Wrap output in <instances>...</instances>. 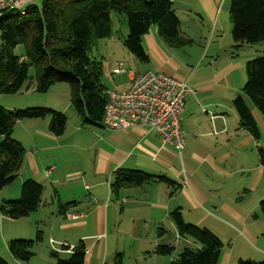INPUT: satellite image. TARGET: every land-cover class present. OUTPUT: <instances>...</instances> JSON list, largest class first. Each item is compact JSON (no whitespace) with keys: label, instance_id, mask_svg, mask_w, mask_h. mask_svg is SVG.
Masks as SVG:
<instances>
[{"label":"crops","instance_id":"crops-1","mask_svg":"<svg viewBox=\"0 0 264 264\" xmlns=\"http://www.w3.org/2000/svg\"><path fill=\"white\" fill-rule=\"evenodd\" d=\"M169 1L172 9L173 0ZM184 3L183 10L196 6L203 15L199 20L211 23L204 37L180 30L190 43L172 48L155 27H150L141 37L146 61L137 60L122 43V57L111 55L108 69L111 75H122L126 80L116 89L121 91L129 88L134 76L146 71L186 81L190 92L184 97L179 117L186 136L180 153L162 145L152 131L86 125L74 110L69 118L65 116L69 111L66 107L61 111L66 124L60 136L40 129L36 122H17L22 123V133L16 141L24 149L19 183L29 179L40 184V205L49 202V216L62 220L58 227L62 236L55 234L53 225L47 233L57 257L50 255L53 261L67 260L82 242L83 264H106L107 242L128 221V229L135 226L155 234L154 248L169 245L168 238L159 239V230L164 235L167 230L174 244L182 241L184 247L194 246L192 239L178 235L170 217L173 211H178L185 223L206 228L220 238L224 246L217 264L264 259V217L259 211L264 201V168L259 162V151L264 152V117L243 94L244 84L240 85L246 80L245 63L264 55V42L254 44L257 48L252 55L245 52V45L235 47L229 12L225 26L217 25L222 0ZM177 19L181 29L182 21ZM181 48L186 49L179 51ZM116 68L124 72L115 74ZM237 96L249 109L258 138L240 129L232 105ZM122 169L166 181L113 193V174ZM40 211L39 206L35 213H43ZM156 257L159 264H170L175 258L174 251Z\"/></svg>","mask_w":264,"mask_h":264},{"label":"trees","instance_id":"trees-1","mask_svg":"<svg viewBox=\"0 0 264 264\" xmlns=\"http://www.w3.org/2000/svg\"><path fill=\"white\" fill-rule=\"evenodd\" d=\"M169 0H42L38 8L29 4L23 15L10 14L0 20V94L18 92L27 80L30 67L34 69L35 89L45 93L55 83L65 82L70 87V106L81 117L83 124L100 125L106 91L101 84L100 61L88 58L92 44L111 35V13L123 14L128 35L125 48L137 60L147 57L141 46V37L150 27L169 47L180 48L190 40L180 33V24L171 9ZM229 17L231 38L235 47L264 42V0H230ZM21 46L22 53L15 49ZM243 94L264 117V55L249 60L244 65ZM239 127L254 138L258 131L252 115L237 96L232 103ZM49 116L48 129L60 136L65 130L66 117L60 112L44 108L9 111L0 107V190L19 174L24 149L10 137L13 126L26 119H42ZM259 162L264 168V152L259 151ZM154 181H166L141 171L117 170L110 185L113 193L128 187H139ZM42 186L33 180L20 185L18 200L6 201L2 215L16 220L33 213L41 204ZM264 217V201L259 205ZM180 237L193 240L192 248H185L170 264H217L224 246L218 236L206 228L185 223L178 211L170 215ZM38 233V234H37ZM40 235V232H37ZM161 230L157 235L162 236ZM41 236V235H40ZM264 236V234H263ZM39 242L41 238L36 236ZM32 240H13L7 244L10 255L17 261L28 262L33 256ZM174 248L158 244L153 253L169 256ZM51 256L56 257L53 252ZM85 247L82 242L72 250L67 260L56 259V264H83ZM0 264H6L0 258ZM239 264H264L240 261Z\"/></svg>","mask_w":264,"mask_h":264},{"label":"rangeland","instance_id":"rangeland-1","mask_svg":"<svg viewBox=\"0 0 264 264\" xmlns=\"http://www.w3.org/2000/svg\"><path fill=\"white\" fill-rule=\"evenodd\" d=\"M224 5L221 8L219 14V20L217 25L225 26L229 9L230 0H222ZM30 4L40 8L42 0H31ZM185 5L184 0H173V12L182 21V30L187 35L193 37H204V33L209 29L211 23L204 19L203 22L199 20V16H202L201 11L196 10V6L188 8L189 10H183ZM188 11V12H186ZM111 35L106 38L96 40L88 51V58L93 61H100L102 64L101 84L105 91H121L118 86L120 82L124 85L126 80L122 75H111L108 71L109 61L111 55L122 57L124 48L122 43L128 35V27L126 18L123 14L111 13L110 16ZM186 28L189 29L187 32ZM255 45H245L246 53L253 54ZM186 48H181L182 51ZM126 52V51H125ZM16 54L22 53V47L18 46L15 49ZM261 56V55H258ZM257 57V56H256ZM244 82L240 85L242 86ZM34 69L29 68L27 80L22 85L21 89L14 94H0V107L13 111V110H25L30 108H44L55 112H61L65 107L69 108L65 116L70 117L73 111L70 106V87L68 83L60 82L53 84L45 93H38L35 89ZM69 112V113H68ZM36 122L40 129H48L50 123V117L47 116L42 119H26L25 122ZM17 123L13 126L10 137L14 140L18 139L19 134L22 133V128ZM19 178H16L8 185L0 190V207L4 205L6 201L18 200L20 196V184ZM43 206V207H42ZM40 205V212L43 213H30L28 216L19 218L16 220L10 219L8 216L2 215L0 211V258L6 262V264H56L50 256L54 251H51L50 243L47 240V233L51 225L55 227V234L62 233L58 231V227L62 220L55 219L49 216V210L51 204L45 202ZM42 208V209H41ZM48 212V213H47ZM47 213V214H46ZM129 221L120 225V230L117 235L112 236L107 242L106 258L103 263L106 264H159V258L153 253L154 247L152 246V240L155 238V234L149 232H141L135 226L129 228ZM167 226H165L166 228ZM163 228L164 230H166ZM167 231V230H166ZM165 231V235L158 236L160 238H168L169 245L174 248L175 258L185 248H192V246H182V241L174 244L171 236ZM40 232V235H37ZM37 233V234H36ZM167 233V234H166ZM36 236H44V241L37 240ZM13 240H32L34 246L31 250L33 256L28 262H20L15 260L9 253L7 244ZM172 243V244H171ZM60 248V247H59ZM106 249V244H105ZM48 258V259H47ZM51 258V259H49Z\"/></svg>","mask_w":264,"mask_h":264},{"label":"built area","instance_id":"built-area-1","mask_svg":"<svg viewBox=\"0 0 264 264\" xmlns=\"http://www.w3.org/2000/svg\"><path fill=\"white\" fill-rule=\"evenodd\" d=\"M31 0H0V20L10 14L23 15ZM115 74L124 72L116 68ZM186 81L146 71L134 76L125 91H107L102 125L110 130L142 128L154 132L162 145L180 153L185 133L180 124Z\"/></svg>","mask_w":264,"mask_h":264}]
</instances>
